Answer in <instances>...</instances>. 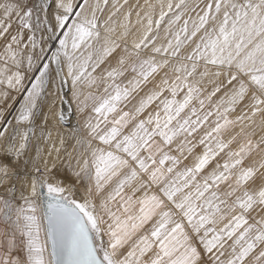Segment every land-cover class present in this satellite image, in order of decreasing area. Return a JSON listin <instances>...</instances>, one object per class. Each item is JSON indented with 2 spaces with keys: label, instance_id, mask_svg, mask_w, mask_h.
<instances>
[{
  "label": "snow or ice",
  "instance_id": "snow-or-ice-1",
  "mask_svg": "<svg viewBox=\"0 0 264 264\" xmlns=\"http://www.w3.org/2000/svg\"><path fill=\"white\" fill-rule=\"evenodd\" d=\"M0 264H264V0H0Z\"/></svg>",
  "mask_w": 264,
  "mask_h": 264
},
{
  "label": "crops",
  "instance_id": "crops-1",
  "mask_svg": "<svg viewBox=\"0 0 264 264\" xmlns=\"http://www.w3.org/2000/svg\"><path fill=\"white\" fill-rule=\"evenodd\" d=\"M141 2H142V0H141Z\"/></svg>",
  "mask_w": 264,
  "mask_h": 264
}]
</instances>
